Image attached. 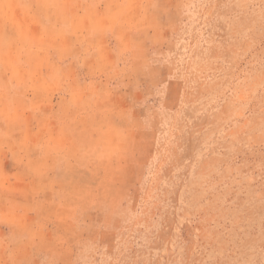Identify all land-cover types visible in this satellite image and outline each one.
Returning a JSON list of instances; mask_svg holds the SVG:
<instances>
[{
  "label": "rangeland",
  "instance_id": "1",
  "mask_svg": "<svg viewBox=\"0 0 264 264\" xmlns=\"http://www.w3.org/2000/svg\"><path fill=\"white\" fill-rule=\"evenodd\" d=\"M0 264H264V0H0Z\"/></svg>",
  "mask_w": 264,
  "mask_h": 264
}]
</instances>
